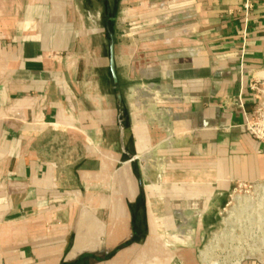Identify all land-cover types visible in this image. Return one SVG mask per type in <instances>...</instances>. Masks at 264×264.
I'll return each instance as SVG.
<instances>
[{"label": "crops", "instance_id": "obj_1", "mask_svg": "<svg viewBox=\"0 0 264 264\" xmlns=\"http://www.w3.org/2000/svg\"><path fill=\"white\" fill-rule=\"evenodd\" d=\"M248 1L0 0V264L222 254L228 194L264 181Z\"/></svg>", "mask_w": 264, "mask_h": 264}, {"label": "rangeland", "instance_id": "obj_2", "mask_svg": "<svg viewBox=\"0 0 264 264\" xmlns=\"http://www.w3.org/2000/svg\"><path fill=\"white\" fill-rule=\"evenodd\" d=\"M227 199L220 211V227L224 231L221 237L227 241L226 249H223L221 255L214 253V247L218 244L214 243V239L217 240L218 235L213 236L209 233L200 245V252H207V264H244L246 262L264 264V181L236 185ZM162 203L158 202L160 206H156L159 211L163 209ZM170 236L173 235L162 231L153 235L154 241L162 245L169 243ZM229 240L232 242L230 243ZM169 250H166L169 259L170 257L173 259ZM170 264L177 263L170 262Z\"/></svg>", "mask_w": 264, "mask_h": 264}, {"label": "built area", "instance_id": "obj_3", "mask_svg": "<svg viewBox=\"0 0 264 264\" xmlns=\"http://www.w3.org/2000/svg\"><path fill=\"white\" fill-rule=\"evenodd\" d=\"M261 1V0H259ZM252 0L245 5L246 9L252 8ZM250 91L254 94L256 104L253 112L246 115V129L247 131L261 144L264 145V73L258 75L249 86ZM245 184H238L242 186ZM164 248L171 249L172 244L163 245ZM169 256L166 257V260ZM142 264H164L158 258H152L144 261Z\"/></svg>", "mask_w": 264, "mask_h": 264}, {"label": "water", "instance_id": "obj_4", "mask_svg": "<svg viewBox=\"0 0 264 264\" xmlns=\"http://www.w3.org/2000/svg\"><path fill=\"white\" fill-rule=\"evenodd\" d=\"M111 69L114 72V60H113V52L111 54Z\"/></svg>", "mask_w": 264, "mask_h": 264}, {"label": "bare ground", "instance_id": "obj_5", "mask_svg": "<svg viewBox=\"0 0 264 264\" xmlns=\"http://www.w3.org/2000/svg\"><path fill=\"white\" fill-rule=\"evenodd\" d=\"M194 204V203H193ZM201 207V206H200ZM180 211V210H179ZM193 211H194V209H193ZM200 213V212H199ZM236 264H239V263H236Z\"/></svg>", "mask_w": 264, "mask_h": 264}]
</instances>
